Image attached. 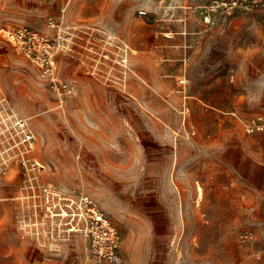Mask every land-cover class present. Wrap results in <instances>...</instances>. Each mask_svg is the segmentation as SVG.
I'll return each instance as SVG.
<instances>
[{"label": "rangeland", "instance_id": "1", "mask_svg": "<svg viewBox=\"0 0 264 264\" xmlns=\"http://www.w3.org/2000/svg\"><path fill=\"white\" fill-rule=\"evenodd\" d=\"M22 27L46 51L0 34V264H103L49 236L33 175L91 196L122 264H264L230 179L236 139L264 133L244 126L264 118V0H0V28Z\"/></svg>", "mask_w": 264, "mask_h": 264}, {"label": "built area", "instance_id": "2", "mask_svg": "<svg viewBox=\"0 0 264 264\" xmlns=\"http://www.w3.org/2000/svg\"><path fill=\"white\" fill-rule=\"evenodd\" d=\"M0 34L6 36L21 50L27 51L30 54L36 53L37 56L41 49H44V43L39 33L29 28L22 27L15 30L0 28ZM43 62L46 64L44 66L45 71L51 73L54 62L51 59H43L42 65ZM15 121L18 126L23 127L25 124L23 120L18 118ZM244 126L248 133L255 131L264 132V118L250 119L244 123ZM34 139V134L27 131L25 138L27 151L32 148ZM22 164L26 166L24 162ZM34 165L37 166V162ZM32 177L35 180L31 181L32 183L30 184L32 197L42 196L39 203L45 207V218L51 222L47 230L51 238L55 240L62 238L68 241L70 232H78L88 240L91 253L103 264H122V259L118 252L117 230L104 214L98 210L91 196L73 193L64 195L61 191L53 189L52 185L49 184L39 185L37 189V177L36 175ZM41 219L36 220L34 223L37 225V229L39 224L41 228L45 224L44 219ZM37 235L39 236V233ZM252 238L253 234L250 231L240 234L242 242Z\"/></svg>", "mask_w": 264, "mask_h": 264}, {"label": "crops", "instance_id": "3", "mask_svg": "<svg viewBox=\"0 0 264 264\" xmlns=\"http://www.w3.org/2000/svg\"><path fill=\"white\" fill-rule=\"evenodd\" d=\"M251 139L253 140L252 144L248 139L242 137L236 139V154L239 162L236 169L241 172L235 178L231 177L230 179L235 181L237 194L245 196L250 201L252 216L261 222L257 232L264 235V133H257ZM245 166L250 169L248 173H243ZM252 231L250 232L256 234L255 231Z\"/></svg>", "mask_w": 264, "mask_h": 264}, {"label": "bare ground", "instance_id": "4", "mask_svg": "<svg viewBox=\"0 0 264 264\" xmlns=\"http://www.w3.org/2000/svg\"><path fill=\"white\" fill-rule=\"evenodd\" d=\"M198 188V196L200 197L201 196V194H202V192H203V190L200 188V187H197ZM198 197V198H199ZM203 197V196H202Z\"/></svg>", "mask_w": 264, "mask_h": 264}]
</instances>
